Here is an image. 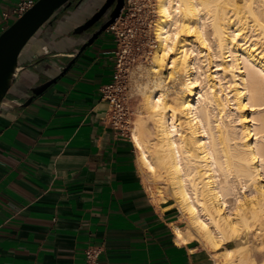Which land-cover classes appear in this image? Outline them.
Returning <instances> with one entry per match:
<instances>
[{"label": "bare ground", "instance_id": "1", "mask_svg": "<svg viewBox=\"0 0 264 264\" xmlns=\"http://www.w3.org/2000/svg\"><path fill=\"white\" fill-rule=\"evenodd\" d=\"M156 2L144 114L130 131L160 186L153 199L177 209L180 243L216 264H261L251 252L264 246V0Z\"/></svg>", "mask_w": 264, "mask_h": 264}, {"label": "crops", "instance_id": "2", "mask_svg": "<svg viewBox=\"0 0 264 264\" xmlns=\"http://www.w3.org/2000/svg\"><path fill=\"white\" fill-rule=\"evenodd\" d=\"M18 2L0 0V34ZM78 24L38 40L73 48ZM114 49L105 33L44 95L0 113V264H86L90 246L103 247L100 264H216L178 241L177 209L154 201L132 138L104 122Z\"/></svg>", "mask_w": 264, "mask_h": 264}, {"label": "water", "instance_id": "3", "mask_svg": "<svg viewBox=\"0 0 264 264\" xmlns=\"http://www.w3.org/2000/svg\"><path fill=\"white\" fill-rule=\"evenodd\" d=\"M75 1L77 4L73 7ZM102 2L103 0H38L0 34V113L28 106L73 69L79 59L117 21L125 6V0H109L106 5L112 6L113 10L109 18L98 26L107 7H101ZM72 8L74 9L71 10ZM98 9L96 15L92 16ZM64 12L66 15L62 16ZM72 20H79V24L85 22L69 38L75 41L73 48L60 49L59 42L55 43L53 40L51 45L38 40L39 37L45 39L48 35L49 39H55L53 34L59 26ZM96 26V31L88 32ZM35 43L38 48L32 49L31 46ZM62 58L70 60L65 62ZM9 96L14 97V100L8 101Z\"/></svg>", "mask_w": 264, "mask_h": 264}, {"label": "built area", "instance_id": "4", "mask_svg": "<svg viewBox=\"0 0 264 264\" xmlns=\"http://www.w3.org/2000/svg\"><path fill=\"white\" fill-rule=\"evenodd\" d=\"M38 0H20L10 12L2 15V32L13 20L21 18ZM157 0H125L124 9L106 31L115 49L113 52V80L101 87V98L108 104L104 122L123 136H129L133 107L129 95L132 71L151 59L156 47ZM103 247L90 246L85 250L86 264H100Z\"/></svg>", "mask_w": 264, "mask_h": 264}, {"label": "rangeland", "instance_id": "5", "mask_svg": "<svg viewBox=\"0 0 264 264\" xmlns=\"http://www.w3.org/2000/svg\"><path fill=\"white\" fill-rule=\"evenodd\" d=\"M15 21L16 20H13L11 24H13ZM158 22H159V18L157 19L156 24H158ZM156 28H157V25H156ZM155 35H156V32H155ZM156 46H157V43H156ZM155 50H156V47H155ZM150 61L151 60L147 61L146 63H141L138 66H136V68L132 71V73L130 75V79H129L130 93H129V95L131 97V104L133 107L134 114H133L132 124L129 128V133H128L129 137L131 134L130 131L134 127V124L144 114V106H143L144 101H143V96H142V88L144 87L143 83L145 82V79H146V75L144 74V72L146 71L147 66L150 64ZM165 73L168 74L169 71H166ZM229 96L231 97L232 94ZM234 118L236 119V117H234ZM236 126H238V124H236ZM143 173H144L146 182L148 183V185L150 187L151 194H153V195L157 194L159 189H160V186L157 183L155 184L153 182V179L149 175L145 174V172H143ZM254 242L256 245L258 244L257 240ZM251 253L255 257V259L256 258L258 259V263L264 264V246H260L256 249H254ZM257 259H256V261H257Z\"/></svg>", "mask_w": 264, "mask_h": 264}, {"label": "flooded vegetation", "instance_id": "6", "mask_svg": "<svg viewBox=\"0 0 264 264\" xmlns=\"http://www.w3.org/2000/svg\"><path fill=\"white\" fill-rule=\"evenodd\" d=\"M109 0H103V2H102V4H101V7H104L106 4H107V2H108ZM107 6V5H106ZM100 7V8H101ZM113 10V7L111 6H107V7H105V9H104V11H103V14H102V18H101V22L98 24V26H100V24L102 23V22H104L105 20H107L108 18H109V16H110V13H111V11ZM99 11V9L95 12V13H93L92 14V16L93 15H96V13ZM91 16V17H92ZM90 17V18H91ZM89 19V18H88ZM87 19V20H88ZM85 22H83V23H81V24H79V25H76V27H75V29L74 30H78V29H80L82 26H83V24H84ZM98 26H96V27H93L92 29H90V30H88V32H90V33H93L94 31H96L97 30V28H98Z\"/></svg>", "mask_w": 264, "mask_h": 264}, {"label": "trees", "instance_id": "7", "mask_svg": "<svg viewBox=\"0 0 264 264\" xmlns=\"http://www.w3.org/2000/svg\"><path fill=\"white\" fill-rule=\"evenodd\" d=\"M76 4H77V1H75V2L73 3V5H74L73 7H75Z\"/></svg>", "mask_w": 264, "mask_h": 264}]
</instances>
